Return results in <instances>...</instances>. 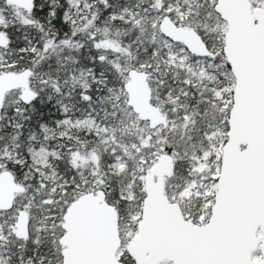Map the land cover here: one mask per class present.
<instances>
[{
    "label": "snow or ice",
    "instance_id": "1",
    "mask_svg": "<svg viewBox=\"0 0 264 264\" xmlns=\"http://www.w3.org/2000/svg\"><path fill=\"white\" fill-rule=\"evenodd\" d=\"M0 264H264V0H0Z\"/></svg>",
    "mask_w": 264,
    "mask_h": 264
}]
</instances>
